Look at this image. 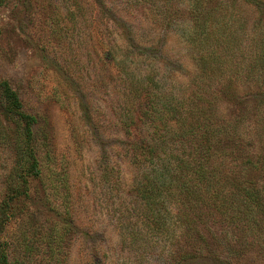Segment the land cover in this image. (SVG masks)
Segmentation results:
<instances>
[{
	"label": "rangeland",
	"instance_id": "rangeland-1",
	"mask_svg": "<svg viewBox=\"0 0 264 264\" xmlns=\"http://www.w3.org/2000/svg\"><path fill=\"white\" fill-rule=\"evenodd\" d=\"M225 1L231 10V0ZM150 2L1 0L0 80L10 81L24 110L36 118L33 138L43 169L41 177H30L29 194L16 201L18 211L2 227L9 264H43L45 251L25 253L22 236L35 237L38 246L48 225L64 222L72 224V231L62 264H264V249L247 247L234 230L227 229L231 236L223 246L216 238L223 239V226L202 224L179 236L182 228L170 207L172 238L157 237L135 214L140 165L128 146L135 136L151 133L146 127L136 135L127 129L125 110L134 105L127 96L128 76L151 85L161 110L194 100L214 120L239 121L240 135L233 141L239 162L251 141L254 152L264 149V54L261 58L256 40L251 41L258 20L255 8L244 2L236 7L247 20L245 28L237 23L231 27L237 33L230 43L236 74L233 66L207 77L189 43L188 2ZM166 9L171 17L162 13ZM176 118L169 112L164 116L173 125ZM8 121L15 130V122ZM197 143L192 138L187 149L194 150ZM162 145L163 161L174 163L179 150L171 142ZM16 157L13 145H0V209ZM219 165L225 170L230 164ZM54 169L67 173L69 189L48 185ZM248 174L256 179L260 172Z\"/></svg>",
	"mask_w": 264,
	"mask_h": 264
},
{
	"label": "trees",
	"instance_id": "trees-1",
	"mask_svg": "<svg viewBox=\"0 0 264 264\" xmlns=\"http://www.w3.org/2000/svg\"><path fill=\"white\" fill-rule=\"evenodd\" d=\"M164 2L166 4L169 0ZM187 2L192 21L189 43L196 52L197 63L205 76L216 69L228 72L233 66L236 74L237 64L232 60L235 52L230 48V43L235 41L237 33L231 27H242L247 22L236 10L241 2L252 5L258 13V20L251 29V41L256 40L257 47L262 52L260 57H263L264 0H231L232 9L229 11L225 0H186ZM150 4H157V0H151ZM162 13L166 17L172 16L169 9ZM221 47L223 52L218 53L217 48ZM239 54L243 55L242 49ZM257 72L259 71L256 70L255 74ZM128 79L127 96L131 97L134 105L133 109L125 110L127 129L136 135L141 134L146 127L151 133L150 137L142 134L135 136L128 146L133 160L140 165L134 182L133 198L135 214L139 220L142 219V225L152 235L159 237L166 234L172 238L168 216L169 208L174 207L182 228L179 236L182 231L198 230L200 225L208 223V227L223 226L226 230L223 239L216 236L222 246L226 243L225 239L231 236L227 229H231L240 234L239 241L247 247L264 249V149L254 152L255 142L251 141L247 145L246 155L239 162V157L233 154V148L237 147L233 141L240 135L239 126L236 127L239 121L214 120L194 100L189 104L184 100L177 108L161 110L155 104L151 85L129 76ZM0 97L1 107H4L3 110L0 108V145H13L17 153L14 172L7 181L0 209L1 235L4 223L18 211L16 201L29 194L30 177H41L43 169L33 138L35 116L24 110L18 92L6 78L0 80ZM146 99L149 100L147 106ZM168 112L177 116L174 125L164 120ZM202 113L204 116L200 120ZM210 113L213 114L212 111ZM8 119L15 122V130L9 127ZM149 132L147 135H150ZM192 138H197L198 143L190 151L187 143ZM168 142L179 150L173 155L174 163H165L164 156L160 153V145ZM43 144V141H39L40 146ZM226 161L230 164L229 169L222 170L219 164L223 165ZM249 170L259 171V178L249 175ZM54 171L55 177L48 185L56 188L64 185L69 189L67 173ZM202 215L211 217V220L194 219V216ZM71 231L72 224L68 222L48 225L43 236L44 243L40 242L38 246L35 237L31 239L23 235L24 251L33 253L37 249L44 250L47 258L43 264H62V252ZM9 247L8 240H3L0 236V264H9ZM199 252L201 254L200 249ZM214 254L212 252L210 255Z\"/></svg>",
	"mask_w": 264,
	"mask_h": 264
}]
</instances>
